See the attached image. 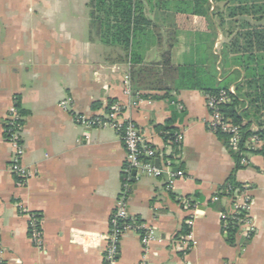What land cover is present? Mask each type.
Listing matches in <instances>:
<instances>
[{"label":"crops","instance_id":"1","mask_svg":"<svg viewBox=\"0 0 264 264\" xmlns=\"http://www.w3.org/2000/svg\"><path fill=\"white\" fill-rule=\"evenodd\" d=\"M90 1L0 0L4 264H104L111 218L129 177V214L154 229L155 239L146 249L141 235L126 233L116 264H264V156L247 151L242 159L248 163L241 160L237 169L235 152L209 128L207 94L197 87L169 92L132 84L133 68L160 63L172 46L174 67L194 66L201 85L216 80L217 87L221 61L214 55L221 50V31H211L206 18L191 14L192 0H137L142 18L126 52L105 45L91 30ZM115 103L155 150L158 168L170 164L172 172L182 173L172 188L167 176L136 170L128 176L125 148L114 128L75 121L76 115L101 116ZM13 107L24 118L23 164L32 173L23 184L9 169L14 149L4 134ZM168 136L174 139L166 141ZM233 174L249 191L253 233L247 237L239 227L231 241L222 214L231 211L233 198L218 195ZM32 213L41 220L42 249L30 239Z\"/></svg>","mask_w":264,"mask_h":264},{"label":"trees","instance_id":"2","mask_svg":"<svg viewBox=\"0 0 264 264\" xmlns=\"http://www.w3.org/2000/svg\"><path fill=\"white\" fill-rule=\"evenodd\" d=\"M192 1L194 12L191 14L206 18L211 31L220 30L224 37L221 51L214 55L215 62L221 61L219 68L222 81L217 87L214 85L216 80L212 84L205 82L206 84L201 85L203 82L198 76L201 71L194 66L174 67L171 63L170 46L160 63L133 68L132 84L135 89L169 92L197 87L206 94L228 91L234 86L236 94L231 96L229 104L222 107V113L233 124L241 126L242 147L248 139L257 136L262 146L254 152L264 156V0ZM138 5L137 0H91V30L105 45L128 52L142 18ZM21 123H24V118ZM217 135L227 146L228 136L222 133ZM170 139H174L173 136H168L165 140ZM245 152L246 149H241L240 152L233 153L237 169L241 167L242 154ZM242 188L233 174L218 196L234 198L235 191ZM230 221L229 238L233 241L239 226Z\"/></svg>","mask_w":264,"mask_h":264},{"label":"built area","instance_id":"3","mask_svg":"<svg viewBox=\"0 0 264 264\" xmlns=\"http://www.w3.org/2000/svg\"><path fill=\"white\" fill-rule=\"evenodd\" d=\"M129 78H127V82ZM126 94L131 93L130 86H127ZM236 94L235 87L232 86L228 91L222 90L217 94H207L206 100L208 108L211 112V119L209 121V128L212 132L218 134H226L228 136V146L232 152H240L241 149L247 151H256L261 148L262 143L257 136H253L248 139L244 146L243 131L241 126L235 125L231 120L225 118L222 113V107L231 102V96ZM63 107L69 106V101L62 102ZM123 107L119 103L113 104L107 112L101 116L94 118H86L85 116H75L77 124H81L88 128L93 127H112L120 135L125 152L127 169L126 173L133 170L139 171L144 175L161 178L167 176L168 188H172L175 180L182 175V173H174L171 170L170 164H167L163 168H158L155 165L157 160V154L155 150L145 143L143 136L137 126L123 118ZM23 117L17 107H13L6 118L4 134L7 141L12 145L14 149V155L10 163L11 173L23 184L31 176L32 173L24 166L23 158L25 156V148L22 137ZM177 143L182 141V137L178 136ZM243 164H247L245 158L242 159ZM132 192V185L130 177L124 180L119 198L117 201L116 210L111 218L110 232L106 237L107 248L104 254V264H116L120 252V244L122 238L126 233L134 232L141 235L142 242L147 249L149 245L155 239L154 229L146 226L129 214V197ZM218 200V198H215ZM183 204L188 209H191L195 213V206L188 201L184 200ZM251 206V197L247 187H243L242 190H236L233 198L232 209L228 213L222 214V226L225 236L228 237L230 223L234 221L241 229L245 230V235L250 237L253 233V226L249 215V209ZM29 235L33 244L39 248H43L44 234L41 226V220L38 214H29ZM196 214L192 217L194 219ZM191 227L193 220L187 222ZM3 246L0 239V264H4L3 261Z\"/></svg>","mask_w":264,"mask_h":264},{"label":"water","instance_id":"4","mask_svg":"<svg viewBox=\"0 0 264 264\" xmlns=\"http://www.w3.org/2000/svg\"><path fill=\"white\" fill-rule=\"evenodd\" d=\"M155 165H156V167H159V160H157V161L155 162ZM174 171L177 172L176 169H175ZM135 174H136V171L133 172V175H134V176H135Z\"/></svg>","mask_w":264,"mask_h":264},{"label":"rangeland","instance_id":"5","mask_svg":"<svg viewBox=\"0 0 264 264\" xmlns=\"http://www.w3.org/2000/svg\"><path fill=\"white\" fill-rule=\"evenodd\" d=\"M223 41H225V40L223 39ZM222 43H223V42H221V47H222ZM220 51H221V50H220Z\"/></svg>","mask_w":264,"mask_h":264}]
</instances>
